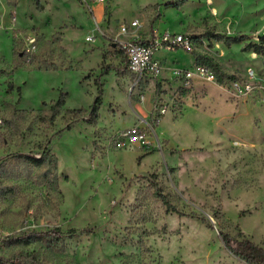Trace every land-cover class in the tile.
<instances>
[{
    "label": "rangeland",
    "instance_id": "obj_1",
    "mask_svg": "<svg viewBox=\"0 0 264 264\" xmlns=\"http://www.w3.org/2000/svg\"><path fill=\"white\" fill-rule=\"evenodd\" d=\"M166 32L193 51L132 74L122 44ZM262 35L264 0H0V264H247L221 232L264 249ZM46 149L57 187L21 157Z\"/></svg>",
    "mask_w": 264,
    "mask_h": 264
},
{
    "label": "trees",
    "instance_id": "obj_2",
    "mask_svg": "<svg viewBox=\"0 0 264 264\" xmlns=\"http://www.w3.org/2000/svg\"><path fill=\"white\" fill-rule=\"evenodd\" d=\"M251 38L247 35H241L239 37H233L227 39V44H241L246 41H249ZM246 50H253L256 54L261 55L264 57V35H262L259 39L258 43L255 44H247ZM220 80L229 79V76H226L224 74L220 75ZM97 104L94 105V107L90 111L89 118L87 122H91L92 120L97 118V108L99 101L97 100ZM65 104V95H61V98L51 107L49 110V113L53 114V118L51 119L52 122L55 120V116L59 114L58 109L61 108ZM75 112V111H74ZM85 110H79L75 113H83ZM71 125L67 126V129L71 128ZM61 132V131H60ZM59 132V133H60ZM58 133V134H59ZM23 159L28 161L30 164H32L35 167H41L45 164H47L46 169V176L50 177L52 184H54L55 187L59 184V177H58V162L54 155L51 154L50 149H46L45 154L42 157H37L36 155L27 154V155H21ZM163 196V195H162ZM162 201L165 205L170 206V202L167 198L164 196L161 197ZM174 212H177L180 216H195V214H184L183 212H179L177 209L172 208L171 209ZM168 209V211H171ZM203 219V218H202ZM205 221V219H203ZM223 241L225 245L228 247V249L235 254L236 256L240 257L242 260H244L247 264H264V249L259 247L258 245L254 244L252 241L248 239L244 240H237L232 239L229 234H225L224 232H221ZM42 240V241H62L63 240V233H61L59 230H51L50 232H42V233H33L30 236H23L20 238H17L14 240L15 244H21V245H28L32 242V240ZM12 264H27L23 262L19 258H15L12 260ZM39 264V263H35Z\"/></svg>",
    "mask_w": 264,
    "mask_h": 264
},
{
    "label": "built area",
    "instance_id": "obj_3",
    "mask_svg": "<svg viewBox=\"0 0 264 264\" xmlns=\"http://www.w3.org/2000/svg\"><path fill=\"white\" fill-rule=\"evenodd\" d=\"M81 2L84 5L105 4L107 0H81ZM138 27V21H133L130 25L123 26L121 32L126 34L130 29H136ZM164 47L170 50L182 48L188 52H192L194 43L191 37L170 32L157 35L149 42H143L136 38L128 40L122 44V48L125 51L130 72L139 78L158 73L161 68V62L155 58V52ZM203 72H206V70L203 69ZM238 89L240 92L245 90L241 85L238 86ZM125 136L132 141L143 140L146 137L139 128L127 130Z\"/></svg>",
    "mask_w": 264,
    "mask_h": 264
},
{
    "label": "crops",
    "instance_id": "obj_4",
    "mask_svg": "<svg viewBox=\"0 0 264 264\" xmlns=\"http://www.w3.org/2000/svg\"><path fill=\"white\" fill-rule=\"evenodd\" d=\"M154 37H152L151 39H153ZM150 39V40H151ZM150 40H143V42H149ZM157 55V54H156ZM157 57V56H156ZM159 60L161 59V57H157Z\"/></svg>",
    "mask_w": 264,
    "mask_h": 264
}]
</instances>
